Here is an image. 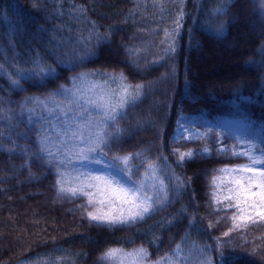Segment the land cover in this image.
I'll return each instance as SVG.
<instances>
[{"label":"trees","instance_id":"1","mask_svg":"<svg viewBox=\"0 0 264 264\" xmlns=\"http://www.w3.org/2000/svg\"><path fill=\"white\" fill-rule=\"evenodd\" d=\"M80 74L140 86L109 122L103 158L139 154L133 179L149 162L166 175V201L143 220L91 221L96 202L62 193L56 158L32 155L45 136L40 102H61ZM191 116L216 127L174 141ZM226 121L242 123L243 137L223 134ZM250 144L259 156L264 0H0V264H119L104 253L140 248L150 264L179 253L183 264H264V207L240 217L216 195L226 171L250 163L234 154Z\"/></svg>","mask_w":264,"mask_h":264},{"label":"snow or ice","instance_id":"2","mask_svg":"<svg viewBox=\"0 0 264 264\" xmlns=\"http://www.w3.org/2000/svg\"><path fill=\"white\" fill-rule=\"evenodd\" d=\"M53 70H49V74ZM43 72V70H41ZM16 75L20 79H31V76L25 75L23 70L18 69ZM121 78L122 75H121ZM20 79L13 80V85L20 87ZM139 85L133 86L128 85L120 89L119 98L115 104L110 103L105 100L104 96L101 95L98 100H88L86 103L91 107L92 110L96 112L98 120L93 123L92 113L88 109H84L83 105L81 108L83 112L87 113L86 117H83L89 127H94L96 129L94 135H89L87 138L83 135L81 131V126L75 124L76 114L73 115L72 120L67 119V112H71L72 109L69 108L67 112L61 111L57 113L56 105L55 108L48 112V115L54 117L58 124H60V130L57 132V136L60 137L61 146L67 150L69 155L63 160H59V165H73V170L77 172V176L73 179L79 180L81 176L85 178L86 181H94L95 183L83 184L81 187H64L65 183H69L66 180L65 173H59L58 183L61 184L60 191L62 193L68 192L71 195H83L89 198V204L95 202L104 205L105 203L118 205L120 209L119 215H113L111 212H103L102 210H94L89 212V219L97 224L101 225H116V224H128L131 222H136L137 220H143L146 215H151L152 212L156 210L159 204H162L167 199L166 189L162 180L159 179L157 175V166L149 162L142 179H133L134 176H138V165L130 163L131 161L138 158L139 154L126 155L123 157H112L111 163H104L103 157L107 154L104 151L108 147L109 138L114 139V135L111 132L106 131L109 122L116 121L117 117L120 115L118 108L126 104L129 100L130 89L137 91ZM63 117V120H62ZM49 125L53 128L57 127L56 124H52V121H48ZM115 127V125H113ZM67 138V139H66ZM49 137L44 136L39 142L41 147L38 148L36 153H33V157L44 158L41 154H46L48 157H55L56 153H53L50 148L47 147V141ZM69 140L78 141V144L69 146ZM79 144H83L84 147H79ZM256 151L255 145L250 144L248 150L243 153H234L235 155L247 156L250 163L238 169H233L232 171L237 172H247L252 173V176L248 177L249 183L247 188L241 184L239 180L235 181L236 184L240 185V191L243 194L251 195L253 197H259L260 206L264 207V167L258 168L257 165L264 166V149H260V155H250ZM60 152V149H57ZM193 153H181L180 160L191 159ZM119 161L120 163H115ZM77 162L90 163L103 165L106 169H113L118 172L119 175L124 177L122 182L113 176L111 172L106 175H92L91 173L80 172L78 168H75ZM51 163V161H49ZM122 165V166H121ZM223 171V170H222ZM153 180L155 182H149ZM256 187L260 189L258 192H253L252 188ZM85 188H95L96 192L85 191ZM102 195L104 199L95 200L97 195ZM256 204L253 202L252 207ZM125 209L127 215H125ZM261 218H264V212L259 213ZM252 219V217H248ZM202 251V250H201ZM120 249H109L104 253L102 259L110 260L121 254ZM123 259L121 264H144L147 257L146 250L140 248L132 253H122ZM156 264H161V262H156ZM165 264H171V261H166ZM204 264H210V262L205 261Z\"/></svg>","mask_w":264,"mask_h":264},{"label":"rangeland","instance_id":"3","mask_svg":"<svg viewBox=\"0 0 264 264\" xmlns=\"http://www.w3.org/2000/svg\"><path fill=\"white\" fill-rule=\"evenodd\" d=\"M125 86L128 85H126L123 79L120 77L103 78L93 74H80L79 77L74 79L72 84L64 90L62 94L61 102H58V100H48L49 103L44 100L40 102L42 107H46L45 114L43 115V111L40 110L38 112V115L40 119L42 118L44 121L45 136L49 137L47 141V147L50 148L53 153H56L55 158L57 162L59 160L65 159V157L69 155V153L65 148L61 146L60 137L57 136V132L60 130V124L57 123L54 117L49 116L48 112L53 108H55L56 105H59V108H56L57 113L61 111L67 112V110L71 108L72 111L67 112V119L71 121L73 115L76 114V120L73 126L75 127V124H79L81 126V131L83 135L85 136V138H87L89 135H94L96 129L94 127H89L88 124L86 123L83 117H86L87 113L83 112L81 106L83 105L84 109H88L89 111H91L93 123H95L99 118L96 115V112L91 109V107L86 103V101L98 100L99 97L103 95L105 100H108L110 103L115 104L117 99L119 98L120 89ZM130 96H131V89H130ZM121 109L122 106L118 108V111H120ZM49 120L52 121V124H56L57 127L53 128L52 126H50L48 123ZM214 127H216L214 124L210 123L205 119H200L192 116L182 117L177 123V127L173 134V140L174 141L196 140L204 135L206 129H211ZM218 128L223 134L233 133L239 138L243 137L244 134L243 124L235 121H226L220 126H218ZM78 143H79L78 141L69 140V146ZM79 147H84V145L79 144ZM57 149H60V152H57ZM250 155L252 154L250 153ZM104 163L107 164L108 162L104 159ZM58 166H59V172L60 173L64 172L66 180L69 181V183H65L63 185L64 187H81L83 184L95 183L94 181H86L83 176H81L79 180L73 179L74 177L77 176V172L73 170V165L71 164L68 165L58 164ZM243 166L233 167L230 170L226 171L219 178L216 187L217 188L216 195L218 199L221 201H227L231 206L236 207L240 217H243L242 215L243 212H247V214L252 215L253 209H251V207L253 205V202H255L256 204L254 208L261 209L259 197H253L251 195L241 193L240 185L235 183V181L239 180L241 184L244 186V188H247L248 186L249 183L248 177L252 175H249V173L247 172L232 171L233 169H238ZM256 167L262 168L264 166L257 165ZM75 168H78L80 172L86 174L91 173L94 176L106 175L108 172H111L113 176H116L117 179H120L122 182L125 179L124 177L119 175L116 170L106 169L103 167V165L90 164L86 162L84 163L77 162L75 164ZM157 175L159 179L163 181L166 189V182H165V179L167 178L166 175L163 176L164 173H162L159 168H157ZM149 182L151 183L155 181L150 180ZM84 190L94 193L96 192L95 188H85ZM252 191L258 192L260 191V189L253 187ZM94 199L98 201L100 199H104V197L98 194ZM51 203L57 205L58 197L57 196L52 197ZM95 210H102L103 212H111L113 215L120 214V209L118 205H112L108 203L101 205L100 203L96 202ZM124 214L127 215L126 209ZM247 214L245 213L244 218L250 217L247 216ZM122 253H126V252H122ZM122 253L117 255L119 264H121V261L123 259ZM128 253H132V252H128ZM182 256L183 255L179 253L177 258L179 257L180 258L176 259L175 262L171 261V264H183ZM125 264H127L126 261ZM144 264H150V263L144 262Z\"/></svg>","mask_w":264,"mask_h":264}]
</instances>
